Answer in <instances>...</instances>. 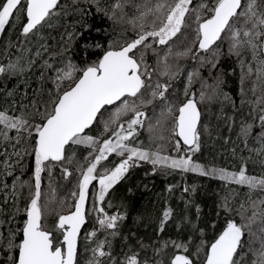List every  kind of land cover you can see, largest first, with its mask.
<instances>
[{"label":"snow or ice","instance_id":"6c2138e0","mask_svg":"<svg viewBox=\"0 0 264 264\" xmlns=\"http://www.w3.org/2000/svg\"><path fill=\"white\" fill-rule=\"evenodd\" d=\"M61 2L0 0V37L18 29L16 40L9 39L4 46L8 59L0 62V76L19 77L28 89L27 74L36 67L41 87L32 90L33 96L42 95L43 82L51 81L54 86L48 90L47 100L28 98L24 90L28 103L11 109V113L19 114L0 109V138L13 150L8 154L5 145L0 151L4 164L13 168L9 163L12 155L17 163L29 155L34 161L30 195L24 207H19L15 183L11 196L4 199V205L11 200L14 215L0 220V228L5 224L16 226L0 231V252L5 257L0 264H80L82 240L92 244L86 248L91 253L87 264H164L163 260L142 258L140 251L131 247L118 258L109 239L120 235L119 222L124 217L105 211V203L111 206L106 198L140 162L150 163L152 174L162 168L198 173L243 190L230 188L222 198L219 207L225 213L223 226L211 239L204 228L195 227L185 216L178 227L191 226L193 233H199L195 237L198 243L192 236L169 238L153 247L155 256L166 255L171 249L168 264H264V174L248 173L251 156L242 157L236 171L208 168L193 160L207 131L201 105L222 95L228 99L221 90L220 58L234 57L241 68V104L250 107V119L240 121L237 136L245 148H249V138L256 142L258 146L249 151L260 157L264 166V0H142L138 5L132 0H114L111 10L105 12L113 23L125 21L126 6L135 8L136 14L126 20L132 35L122 42L110 41L107 46L85 43V55L89 48L102 52L96 60L85 61L82 68L70 60L63 62V53L45 58L51 43L44 30L56 28L58 18L65 14ZM87 14V9L81 12L82 16ZM83 27L84 31L93 30L90 25ZM83 35L75 29L65 31L61 46L66 51L69 42ZM181 40L182 49L177 46ZM150 55L155 56V64L150 62ZM57 57L54 65L51 61ZM188 57L217 70L212 83L198 69L183 71L179 61ZM38 60L42 62L38 64ZM182 72L186 77L183 99L173 98L172 81ZM66 81L70 83L65 86ZM197 82L199 89L193 90ZM249 93L253 98L245 100ZM7 95L15 96V91ZM94 125H102L100 135L89 134ZM141 130L148 131L154 141H167L177 155L163 154L159 144L154 150L146 147L140 140ZM11 131L16 135L9 136ZM21 141L27 142L23 149L17 147ZM78 146L88 150L80 160L75 153ZM68 166H73L72 170ZM57 168L65 179L73 175V170L78 176L70 203L64 202L66 210L56 213L55 223L49 227L48 218L54 211L49 200L54 190L49 187L47 193L44 191L43 174L51 180ZM5 175L12 176L13 172L6 171ZM168 191H172L171 186ZM90 195L94 196L91 207ZM93 214L94 227L82 234ZM173 214L170 207L162 212L160 232ZM17 215L23 219L17 222ZM211 228L216 230V221ZM98 233L105 234L104 238H98ZM146 247L140 242L141 249Z\"/></svg>","mask_w":264,"mask_h":264},{"label":"trees","instance_id":"16d2710c","mask_svg":"<svg viewBox=\"0 0 264 264\" xmlns=\"http://www.w3.org/2000/svg\"><path fill=\"white\" fill-rule=\"evenodd\" d=\"M113 2L114 0H98L100 10H97V0H62L61 7L64 8L65 14L58 18L56 28L44 30V35L50 39L51 43L50 51L48 54H45V58L51 53H63V62L70 60L82 68L85 66V61L90 63L96 60L102 52V49L89 48L85 55V43L91 45L98 42L107 46L110 41L120 40L122 42L131 36V26L126 20L136 14L135 8L131 5L126 6L125 11L128 12V16L125 18V21L113 23L105 15L106 11L111 10ZM140 3H142V0H132V4L134 5ZM84 9H87L88 14L82 16L81 12ZM86 25H90L93 30L84 31L83 26ZM73 29L77 32L83 31L84 35L69 42L68 48L65 51L61 46L64 42L61 41L60 37L65 31H73ZM95 29H100L101 31H95ZM17 35L18 29L9 30L5 36L0 37V62L8 59L4 54L5 44L9 39L15 41ZM51 37H55V39L52 40ZM183 43V40L178 41L177 46L182 49ZM226 47L225 45V51ZM58 58H53L51 62L56 65ZM149 59L151 63L155 64V56L150 55ZM41 62V60L37 61L38 64ZM186 62L187 65H185ZM179 64L183 71H190L194 68L198 69L201 76L207 79L209 83H212L214 77L218 74L217 70H213L207 65L201 66L197 61L192 60L191 57L181 59ZM60 66L63 65L61 64ZM219 72L223 73L222 79L224 81L221 85V90L226 94L228 99H225V96L222 95L214 99L210 104L201 106L203 112L202 119L207 126V131L202 136L201 150L193 156V160L201 164L236 171L243 163L241 158L251 156L252 159L247 165L248 173L258 176L264 174V166L260 163V157L255 156L249 151V148L258 146L256 142L249 138V148H245L237 136L240 121L242 119H250L248 116L250 111L249 105L247 103L241 104V68L234 57H221ZM27 76L30 78L29 84L31 85L28 89H25V85L19 77L5 78L0 76V84H3V88H0V109L9 110L11 113L10 109L13 107H18L21 103L27 104L28 99L24 97V90L28 92V98L36 100L48 99V90L54 87L52 82H43L42 95L33 96L32 90L41 87L38 69L34 67L32 72L28 73ZM176 79H180L181 83L178 85L172 81L170 93H173V98L175 96H180L181 98L182 89L185 88L186 84V77L182 72ZM69 83L70 81H66L65 86ZM181 85L182 87H180ZM195 85L199 89V83L197 82ZM10 90L15 91V96L7 95V92ZM252 98L251 93H249L244 99L248 100ZM29 110L31 111L32 109ZM148 111L151 113L152 109L149 108ZM233 120L235 123H233ZM2 127L0 126V128ZM101 131L102 128L99 131L97 130V125H94L89 134L100 135ZM15 135L14 131L9 132V136ZM144 136L145 143L153 141L151 134L146 130H142L140 134L141 141ZM156 141L163 142V144L167 143V141L162 140ZM5 145H7L8 154L11 155L13 151L11 145L0 138V151H3ZM26 146L27 142L21 141V144L17 147L23 149ZM87 151V148L84 146L76 147V159L80 160L86 156ZM4 160L5 157L0 155V206H3V212H0V220L6 221L14 215V206L11 200L7 205H4L5 196H11L13 192L12 185L15 183L19 207L21 209L24 207L30 195L29 184L32 180L34 161L29 155L24 156L20 163H17V157L12 155L9 163L13 165V168L8 169L4 164ZM68 167L72 170L73 166ZM152 169L153 166L149 163L141 162L140 166L132 169L129 177L111 190L109 197L106 198V201L111 200V206L109 207L105 203V211L109 214H120L124 217L119 222L120 235L115 238L109 237V239L112 240L113 251L118 255V258H122L119 256L122 251H127L131 247L133 250L140 251L142 258H146L150 262L163 260L164 264H168L171 249L168 250V254L166 255L155 256L153 252L154 246L169 238L185 239L189 236H192L193 241L198 243L195 237L199 233H193L191 226L178 227L183 217H189L195 227L204 228L206 236L211 239L216 234V231H219L223 226L225 213L219 207L222 198L228 194L230 188H236L238 191L243 190L236 185L226 186L225 182L219 179L201 176L198 173H183L179 170L159 169L155 174H152ZM6 171H12L13 175H5ZM77 176L78 172L73 170V175L65 179L59 168L54 170L51 180H49L47 173L43 174L44 191L47 193L49 187L54 190L49 200V206L54 210L53 214L48 218L49 227H52L55 223V214L66 210L64 202L68 201L70 203V193L75 188ZM15 177H19V180H14ZM22 182L28 183H25L21 187ZM5 183L8 185L7 188L3 187ZM170 186L172 187L171 192L168 191ZM186 187L189 189L188 192L184 191ZM193 187L195 191H192ZM169 207L173 209V218L165 225L164 231L160 232L159 225L162 212ZM197 208L199 209V213H197ZM15 219L18 222L23 217L17 215ZM213 221L217 222L215 231L211 228ZM15 226V223L5 224L4 228H0V231ZM91 228V220L88 217V222L82 234L85 231H91ZM104 235L102 233L98 234V238L103 239ZM140 242L147 247L141 249ZM91 246V242L87 240L81 241L80 264H87L91 253L86 248H90ZM4 258V254L0 252V260Z\"/></svg>","mask_w":264,"mask_h":264},{"label":"rangeland","instance_id":"374dc122","mask_svg":"<svg viewBox=\"0 0 264 264\" xmlns=\"http://www.w3.org/2000/svg\"><path fill=\"white\" fill-rule=\"evenodd\" d=\"M185 65H187V62H186V64ZM174 82H176L175 84H180L181 83V80L180 79H176V80H174ZM183 84V83H182ZM180 87H182V85L180 86ZM184 88V87H183ZM183 90V92H181V98L183 99V93H184V89H182ZM193 90H198V88L196 87V85H194V87H193ZM180 97V96H179ZM201 106H203V105H201ZM11 110V109H10ZM11 114H14V113H11ZM102 128V125H97V130H99L100 131V129ZM145 131V130H144ZM102 132V131H101ZM141 132H142V130H141ZM148 132V131H147ZM144 134H145V132H143ZM144 138H145V136L143 137V143H144V145L146 146V147H151V148H153V150L155 149V147H156V145L157 144H159V145H162L163 146V154H165V155H172V156H175V155H177V153H175L174 152V150L172 149V146H171V144H169V143H166L165 142V144H163V142H158V141H151V142H147V143H145L144 142ZM163 141V140H162ZM190 154V153H189ZM116 161H119V157H115L114 158ZM141 163V162H140ZM150 164V163H149ZM151 165V164H150ZM203 165H205L206 167H208V168H212V167H216V166H213V165H208V164H203ZM152 166V165H151ZM216 168H218V167H216ZM223 168V167H222ZM162 169H166V170H172V169H168V168H162ZM225 169V168H224ZM230 171V170H229ZM91 191V190H90ZM94 201V196H91L90 195V204H89V207H91V203ZM94 215L95 214H93V215H90L89 217H90V220H91V226H92V228L94 227V225H95V218H94ZM110 215H115V214H110ZM48 222H49V219H48ZM92 228H91V230H92ZM98 234H101V233H98ZM88 242H90V241H88Z\"/></svg>","mask_w":264,"mask_h":264},{"label":"bare ground","instance_id":"6f19581e","mask_svg":"<svg viewBox=\"0 0 264 264\" xmlns=\"http://www.w3.org/2000/svg\"><path fill=\"white\" fill-rule=\"evenodd\" d=\"M86 225V224H85ZM85 227V226H84ZM83 230H84V228H83ZM83 230H82V232H83Z\"/></svg>","mask_w":264,"mask_h":264},{"label":"water","instance_id":"95a60500","mask_svg":"<svg viewBox=\"0 0 264 264\" xmlns=\"http://www.w3.org/2000/svg\"><path fill=\"white\" fill-rule=\"evenodd\" d=\"M85 226V225H84ZM84 228V227H83ZM83 230V229H82Z\"/></svg>","mask_w":264,"mask_h":264}]
</instances>
